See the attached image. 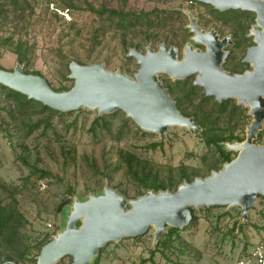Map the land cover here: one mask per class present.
Instances as JSON below:
<instances>
[{
  "label": "rangeland",
  "instance_id": "obj_1",
  "mask_svg": "<svg viewBox=\"0 0 264 264\" xmlns=\"http://www.w3.org/2000/svg\"><path fill=\"white\" fill-rule=\"evenodd\" d=\"M18 1L22 7L15 12L9 0H0V68L13 70L18 62L12 49L17 42L25 43L29 48L30 63L24 69L42 76L55 89L73 85L70 70L66 68L71 61L81 65L99 64L108 71L133 76L139 65L134 57L128 56L131 48L146 51L149 46L157 51L162 43L173 45L178 50V59L182 58L186 44L203 50L202 45L192 40L194 34L188 28L189 15L205 32L213 30L220 39L230 37L232 43L224 48L228 51L222 63L224 69H242L246 49L253 45L248 34L255 21L244 31L249 40L236 47L239 39L233 25L214 19L197 1ZM68 2L74 7H68ZM50 3L60 9L68 8L70 19L62 20L49 8ZM87 3L95 8L104 6L125 13L143 12L147 14L148 23H132L128 27L117 25L115 18L107 19L106 14L98 17L86 10ZM194 76L172 80L166 74L158 75L172 99L180 100L177 103L179 111L193 119L199 114V98L180 99L182 93L173 84L189 78L193 81ZM197 87L204 94L203 88ZM206 97L214 100L213 96ZM229 100L236 104V99L223 101ZM237 106L239 109L229 116L225 114V118L216 120L215 114H211L210 119L216 120L212 126L215 134L245 139L246 127L252 116L248 114L249 107L244 104ZM203 110L209 113L210 107ZM37 111L28 115L17 110L14 101L0 88V182L9 188L4 190L0 187V201L3 204L9 202L10 188H17L14 196L18 209L28 221L23 228L31 246L28 258L37 257V247L47 236L63 230L69 218L66 210L71 202L61 211L57 207L65 199H86L91 194L101 193L105 185L127 201L147 193L142 184L126 173V153L135 155L150 171L151 179L169 186L171 191L182 183L177 180L180 166L194 168L199 172L197 177H203L206 167L217 164L219 160L215 146L205 145L200 128L190 132L186 127L170 126L161 140L157 133L140 129L119 109L102 115L86 108L61 114ZM97 117L102 120L93 128ZM43 119L45 121L38 123ZM34 123L38 126L26 135ZM258 133L262 134L261 138L256 137L254 143L264 146V124ZM234 140L231 144L237 142ZM153 143L157 144L154 148L150 147ZM226 143L222 145L228 151ZM231 152L235 158L237 152ZM32 167L49 175L39 178L37 173H31ZM191 209L195 222L179 229V236L173 240L170 249L158 247V251L151 255L157 247L151 227L143 235L123 238L118 243L108 242L101 248V253L99 251V257L96 256L98 264H139L150 256L152 261L144 264H234L236 258L253 244L264 245V196L257 197L255 210L247 212L246 218L241 217L240 206ZM76 223L78 225L79 221ZM71 261V257L66 255L55 264H70Z\"/></svg>",
  "mask_w": 264,
  "mask_h": 264
},
{
  "label": "water",
  "instance_id": "obj_2",
  "mask_svg": "<svg viewBox=\"0 0 264 264\" xmlns=\"http://www.w3.org/2000/svg\"><path fill=\"white\" fill-rule=\"evenodd\" d=\"M194 1L221 12L254 13L255 24L248 34L253 45L242 60L250 65L249 69L233 74L225 70L224 48L231 43L230 37L219 39L215 31L205 32L190 15L188 28L194 34L192 40L204 49L186 44L182 58L178 59L173 45L162 43L157 51L149 46L146 51L131 48L128 56L139 65L133 76L108 71L99 64L71 61L68 68L73 85L69 90L56 91L42 76L26 73L25 64L17 63L11 71L0 68V85L28 99L58 112L86 108L102 115L119 109L140 129L156 132L161 140L170 126H185L190 132L199 129L192 117L177 109L169 90L158 78L162 73L172 80L195 75L192 83L202 87L205 96H213L218 103L236 99L237 105L250 106L248 114L252 116L245 139L226 143L228 151L237 152L235 158L205 177L184 180L174 191L149 189L128 201L107 185L99 194L71 201L63 230L42 246L36 264H55L65 255L71 257L70 264H91L108 242L143 235L151 227L156 245L168 228L181 229L190 222L193 207L240 206L241 217L246 218L247 212L255 210L257 197L264 196V146L254 143L264 124V0Z\"/></svg>",
  "mask_w": 264,
  "mask_h": 264
},
{
  "label": "trees",
  "instance_id": "obj_3",
  "mask_svg": "<svg viewBox=\"0 0 264 264\" xmlns=\"http://www.w3.org/2000/svg\"><path fill=\"white\" fill-rule=\"evenodd\" d=\"M14 11L19 12L21 10V3L18 0H9ZM190 1V0H186ZM200 5H203L207 8L208 12L214 17L216 20H221L225 23H229L233 25L234 32L238 35V42H236V47H239L243 44H245L246 41L249 40L247 35L245 36V29L248 28V25H252L255 21V15L252 12L248 11H242V10H229L225 12H221L219 10L214 9L210 5L202 4L200 2H197ZM68 7H74L72 3L66 4ZM2 7V6H1ZM86 10L89 12H92L96 14L98 17H102L106 14V18L110 20L116 19V24L128 27L132 23H143L144 21H147V14L140 12L139 14L134 13H125L122 11H117L116 9L112 8H106L104 6H100L98 8H95L90 3L86 4L85 7ZM132 20V22H130ZM246 21H248L246 23ZM148 39V38H147ZM12 52L16 54V59L19 64H25L27 67L30 63V57H29V48L25 43L17 42ZM25 67V68H26ZM248 65L244 64L242 69L237 70H231V72H242L245 68H247ZM67 71L68 67L66 66ZM26 73V69H24ZM38 75L37 73H33ZM181 85V86H180ZM72 87V85H71ZM71 87H59V88H53L56 91H64L69 90ZM173 87L182 95L180 96V99H186L190 100L195 97L199 98V106L197 107V114L194 117V122L196 125L200 128V133L203 136V140L205 145L210 146L214 145L216 148V151L219 153V160L217 164H210L206 167V174L203 175V177L210 174L212 170H218L220 169V166L223 165L225 162H229L233 159L232 152L226 151L223 148L224 142H233V139H236L234 141L241 142L242 140L238 138H234L232 136H229L227 138L220 136L218 134H215L214 129L212 126L218 120L219 118H225V114L228 116L231 115L234 110L239 109L238 106L231 100L229 101H223L221 103H218L213 100L212 97H206L203 93H200V89L197 86H194L192 84L191 78L185 80V81H176L173 84ZM0 88L4 89L8 95L13 101H14V107L17 110L23 111L25 114L33 115L36 113V111L39 113H48V114H61L60 112L53 110L40 102H37L32 99H28L25 95L20 94L16 91H13L9 88H5L4 86L0 85ZM169 90V89H168ZM170 92V91H169ZM175 100V99H174ZM178 100V99H177ZM176 101V100H175ZM180 100L176 101V104L179 103ZM177 109L179 110L178 104L176 105ZM210 107L209 113H205L203 108ZM230 107V108H229ZM32 108V109H30ZM229 108V109H228ZM37 109V110H36ZM181 112V111H180ZM229 114H228V113ZM182 113V112H181ZM215 114L216 120H211V114ZM184 114V113H182ZM102 118L97 117L94 120L93 128L95 125L100 124ZM43 120H39L38 123H40ZM38 123H34L31 127H29L28 131L26 132V135L31 133V131L38 126ZM92 128V129H93ZM261 133H258L257 138H261ZM157 146L156 143H153L150 145V147L154 148ZM124 162L126 163V173L134 180H136L138 183L142 184L144 188L147 190L151 189L154 191L158 190H165L168 189L169 186H166L164 184H158L155 182V179H151L150 171L147 170L144 166L141 165V161L133 154L126 153L124 157ZM179 170V176L178 181L183 182L186 181H192L197 175L199 176V172L195 170L194 168H188L186 166H180L178 168ZM190 170V171H188ZM31 173H37L39 178H43L47 175H49L48 172L41 170L36 167H32ZM151 179V180H150ZM150 180V181H149ZM178 186V185H177ZM0 187L4 190L9 189L7 184L0 182ZM176 188V187H175ZM9 192V202L6 204H3L0 201V264H2L5 261H14L16 264H35L36 263V257L28 258L30 252H31V246L28 243V237L23 232V228L28 223L27 219L24 217V215L20 212L18 209V201L15 198L14 194L18 191L16 187H11ZM9 191V190H8ZM71 202L69 198L65 199L63 202H61L57 210L61 211V209L68 205ZM192 218L190 220V225L193 224L196 220L195 216L193 215V209H191ZM79 225V223H78ZM187 228V227H185ZM184 228V229H185ZM179 229L170 227L167 229L166 233L163 235V237L157 242L156 249L151 251V255L155 251H158V247H162V249H170L173 243V240L177 238L179 235ZM55 233V232H54ZM52 236H47L46 239L39 244L37 247L38 251L42 248L44 244H46L49 240H51ZM102 249H100L101 253ZM99 257V256H97ZM95 258L93 260V264H98V258ZM148 261H152L151 256L146 259H142L139 264H144Z\"/></svg>",
  "mask_w": 264,
  "mask_h": 264
},
{
  "label": "built area",
  "instance_id": "obj_4",
  "mask_svg": "<svg viewBox=\"0 0 264 264\" xmlns=\"http://www.w3.org/2000/svg\"><path fill=\"white\" fill-rule=\"evenodd\" d=\"M190 0L189 2H192ZM49 8L57 13L62 20L70 19V11L68 8H57L53 3L49 4ZM234 264H264V245L262 243L253 244L246 252L238 256Z\"/></svg>",
  "mask_w": 264,
  "mask_h": 264
},
{
  "label": "flooded vegetation",
  "instance_id": "obj_5",
  "mask_svg": "<svg viewBox=\"0 0 264 264\" xmlns=\"http://www.w3.org/2000/svg\"><path fill=\"white\" fill-rule=\"evenodd\" d=\"M193 1H194V0H193ZM219 39H220V38H219ZM230 40H231V39H230ZM231 43H232V41H231ZM231 43H230V44H231ZM230 44H229V45H230ZM227 46H228V45H227ZM202 47H203V46H202ZM248 48H249V47H248ZM248 48H247V49H248ZM203 49H204V47H203ZM247 49H246V51H247ZM226 51H227V50H226ZM245 54H246V52H245ZM227 56H228V51H227ZM244 56H245V55H244ZM244 56H243V57H244ZM224 60H225V59H224ZM242 60H243V58H242ZM223 62H224V61H223ZM242 62H243V61H242ZM244 64H247L248 67L245 68L243 71H245V70H247V69L250 68V65H249L248 63H245V62H244ZM225 70H227V69H225ZM227 71H229V70H227ZM243 71H242V72H243ZM229 72L232 73V74H233V73H242V72H231V71H229ZM191 79H192V78H191ZM192 82H193V81H192ZM192 84H193V83H192Z\"/></svg>",
  "mask_w": 264,
  "mask_h": 264
},
{
  "label": "bare ground",
  "instance_id": "obj_6",
  "mask_svg": "<svg viewBox=\"0 0 264 264\" xmlns=\"http://www.w3.org/2000/svg\"><path fill=\"white\" fill-rule=\"evenodd\" d=\"M0 80H2L1 77H0ZM2 81H3V80H2ZM208 91H210V90H208ZM210 92H211V91H210ZM242 104H244V103H242ZM242 104H241V105H242ZM244 105H245V104H244ZM245 106H246V105H245ZM247 107L250 108V106H247ZM175 126H179V125H175ZM180 127H185V126H180ZM149 132H150V131H149ZM155 133H156V132H155ZM65 256H66V255H65Z\"/></svg>",
  "mask_w": 264,
  "mask_h": 264
}]
</instances>
